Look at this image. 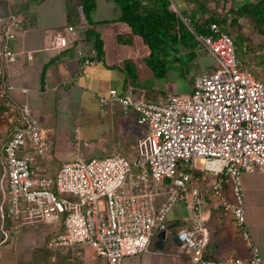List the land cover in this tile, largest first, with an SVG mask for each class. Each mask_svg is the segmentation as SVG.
I'll return each instance as SVG.
<instances>
[{"label": "built area", "instance_id": "1", "mask_svg": "<svg viewBox=\"0 0 264 264\" xmlns=\"http://www.w3.org/2000/svg\"><path fill=\"white\" fill-rule=\"evenodd\" d=\"M175 11L219 67L196 76L190 95L174 94L158 103L117 89L99 95L102 112L114 104L125 113L134 112L139 124L149 125V133L138 140L134 158L120 154L79 158L63 163L54 176L34 171L37 159H47L50 146L30 106L20 105L19 118L3 147L10 208L5 211L2 206L1 212L15 223L13 231H3L5 240L24 226L59 224L63 217L64 230L49 242L52 250L81 245L108 264H123L127 257L148 252L156 231L177 204H184L188 225L176 236L179 248L191 264H221L205 256L211 235L204 198L194 186L193 172L199 164L202 171L217 176L216 193L226 179L233 186L231 213L249 257L230 263L263 264L246 228L240 179L244 173L264 174V81L240 64L230 33L211 23L208 35L198 34L190 18ZM22 22V15H8L0 35V98L7 105L14 89L8 71L17 60L12 42ZM68 32L69 36H58L59 48H67L70 38L75 40V28L69 26ZM163 190L166 199L157 206Z\"/></svg>", "mask_w": 264, "mask_h": 264}, {"label": "crops", "instance_id": "2", "mask_svg": "<svg viewBox=\"0 0 264 264\" xmlns=\"http://www.w3.org/2000/svg\"><path fill=\"white\" fill-rule=\"evenodd\" d=\"M105 1L108 4L114 3L113 0ZM178 1L183 11L175 7L176 10L188 16L192 15L196 20L203 21L209 17H219L222 30L230 33L234 38L240 64L251 68L256 77L264 81V71L259 69L260 64H264V0H230L227 2L225 0H202V2L198 0L200 7L188 1L185 3V0ZM248 6L250 8L245 11L244 8ZM110 9L115 14L113 20L118 22L119 7L116 5ZM12 13L22 15L23 22L18 36L12 42V47L17 53V60L8 71V80L14 86L7 98L11 106L19 108L24 103L30 106L31 101L46 95L50 90H55L60 82L72 77L77 80L81 88L88 86V89H97L101 87L103 80L112 81L117 78L114 70H108L103 63L101 64L102 61L98 59L93 42L79 35L78 25L82 23L86 28L88 23L82 11L75 7L73 0H0V35L4 30L8 15ZM93 16H96V10L92 13L91 17ZM69 26L75 28L77 36L75 40L70 38L67 48H59L57 38L59 35L69 36V32L66 34ZM128 31H131L130 27ZM195 47L198 48V58L201 64H205L208 68L205 72L215 71L216 64H218L215 57L199 44ZM85 60L92 61L93 65H85ZM110 89L127 93L126 89L115 87ZM23 90L27 92L24 93ZM134 96H142L146 99L141 93H136ZM117 108L123 111L116 104L110 105V116H118ZM123 113L128 115L131 112L123 111ZM141 138L138 137L135 145L128 149L129 156L132 158L136 156L137 142ZM51 154L50 146L47 159H37L34 164V171L38 176H54L63 163L72 161L66 160L54 165L51 162ZM4 170L2 148L0 152V264H108L105 258L97 256L92 249H86L81 245L56 250L49 247L50 240L64 230L63 217L59 224H38V229L46 232L43 239L33 237L30 241L24 242L26 240L19 236L20 233H17L5 240L3 231H13L15 223L9 217L4 218L1 212L2 206L5 211L10 208V197L7 195L8 181L3 178ZM198 173V192L205 201L207 226L211 235V242L205 255L208 259L221 264H232L230 261L236 260L235 255L245 245L241 240V230L233 221L231 213L235 198L228 186L230 183L224 181L221 192L216 193L213 186L217 176L203 172L199 164ZM240 186L244 201L246 228L264 264V174L244 173L240 179ZM165 199L166 194L163 190L162 194L157 197V206H160ZM181 205L185 208V215L179 224L185 227L188 225V213L185 205ZM177 220H179L178 217L172 220L168 218L169 222ZM246 250L248 251L247 244ZM123 264H191V262L179 248L176 236L170 239L167 226L164 225L156 231L148 252L135 257H127Z\"/></svg>", "mask_w": 264, "mask_h": 264}, {"label": "rangeland", "instance_id": "3", "mask_svg": "<svg viewBox=\"0 0 264 264\" xmlns=\"http://www.w3.org/2000/svg\"><path fill=\"white\" fill-rule=\"evenodd\" d=\"M171 1L174 10L177 8L183 11L178 0ZM186 1L198 7L202 2L185 0V3ZM96 3V16L91 17V21L98 22L95 28L105 44L101 64L108 70H114L117 78L112 81L103 80L101 87L97 89H88V86L81 88L72 77L60 82L55 90L30 102L33 116L47 133L52 152L51 162L54 165L82 157L117 155L118 152L128 159L132 158L129 156V147L135 145L138 137L147 135L150 127L139 124L135 113L125 115L120 108L116 109V117L110 116V106L102 112L98 96L107 94L111 87L126 89L133 95L141 93L147 101L158 103L170 95H190L193 91L192 79L206 73L208 69L205 64H201L197 47L188 50L171 49L168 73L164 77H158L147 64L150 50L143 39L129 34L126 23L113 20L115 14L110 8H114L115 3L108 4L105 0H96ZM77 30L81 37L87 38L86 28L82 23ZM119 36H126L129 42L122 44ZM216 66L218 68L219 63ZM259 69L264 71V64H260ZM1 87L2 83L0 92ZM0 104L3 105L0 106L1 152L19 116L18 108L7 105L1 98ZM194 173V186L198 190V164ZM65 196L72 199L71 195ZM184 209L183 205L177 204L168 217L169 220L179 218L173 223L167 220L165 224L170 239L177 236L179 227H184L179 224L185 215ZM38 227V224L24 226L18 234L26 240L24 242L33 237L43 239L46 232Z\"/></svg>", "mask_w": 264, "mask_h": 264}, {"label": "trees", "instance_id": "4", "mask_svg": "<svg viewBox=\"0 0 264 264\" xmlns=\"http://www.w3.org/2000/svg\"><path fill=\"white\" fill-rule=\"evenodd\" d=\"M73 1L75 7L82 11L83 16L88 23L85 30L87 38L93 42L97 51L98 59L102 60L104 55V43L99 33L96 31L95 25L97 23L91 21L92 13L97 7L96 0ZM113 1L120 9V17L118 21L126 23L131 29L129 34L140 36L149 48L150 54L147 58V64L158 77H164L168 73L169 64L171 63V49L178 50L183 48L188 50L198 45L189 26L183 21L181 15L172 9L173 4L171 0ZM227 1L230 0H225V2ZM249 8L250 6L245 7L244 10L246 11ZM181 14L190 18V25L198 34L208 35L209 30L207 27L211 23H217L219 25L220 22L219 17H209L202 21L196 20L192 15L188 16V14ZM119 41L122 44H127L129 39H127L126 36H119ZM0 106L2 107L3 105L0 104ZM225 182L230 183L228 186L234 195L233 186L230 180L226 179ZM240 234L242 233L240 232ZM241 240L245 247L243 249L241 248L239 253L235 255L236 259H246L249 257V250H246V243L244 242L242 235ZM205 256L208 258L207 255Z\"/></svg>", "mask_w": 264, "mask_h": 264}]
</instances>
